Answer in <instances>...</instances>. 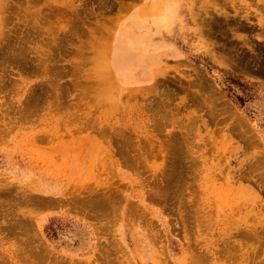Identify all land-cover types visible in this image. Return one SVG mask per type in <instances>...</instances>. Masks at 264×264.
<instances>
[{
    "label": "rangeland",
    "instance_id": "1",
    "mask_svg": "<svg viewBox=\"0 0 264 264\" xmlns=\"http://www.w3.org/2000/svg\"><path fill=\"white\" fill-rule=\"evenodd\" d=\"M164 1L0 0V264H264V0Z\"/></svg>",
    "mask_w": 264,
    "mask_h": 264
},
{
    "label": "bare ground",
    "instance_id": "2",
    "mask_svg": "<svg viewBox=\"0 0 264 264\" xmlns=\"http://www.w3.org/2000/svg\"><path fill=\"white\" fill-rule=\"evenodd\" d=\"M178 12L179 10H176L175 7L170 6L169 0H165L161 5H156V7L150 8L149 11H145V16L143 17L141 15L140 18L136 20L135 27L140 31L141 37H143L142 34L147 35V33L153 32L154 30H162L163 28L170 27L173 23V20L178 17ZM152 13H155L156 15H151ZM150 56H152V54ZM135 59L144 60V57L139 56L137 52L131 48V50L125 56V62H133ZM99 75H102L101 70L99 71ZM105 79H108V83L110 84V88H108L110 90H108V97L111 99H116L118 96L117 94H119L118 85L113 82L112 76L109 74L105 76Z\"/></svg>",
    "mask_w": 264,
    "mask_h": 264
}]
</instances>
